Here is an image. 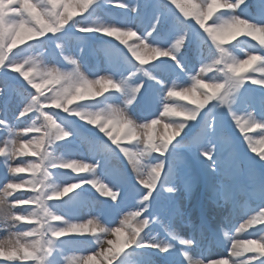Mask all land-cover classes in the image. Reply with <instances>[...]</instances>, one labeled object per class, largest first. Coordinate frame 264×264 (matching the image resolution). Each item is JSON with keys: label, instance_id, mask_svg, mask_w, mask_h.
I'll use <instances>...</instances> for the list:
<instances>
[{"label": "snow or ice", "instance_id": "obj_1", "mask_svg": "<svg viewBox=\"0 0 264 264\" xmlns=\"http://www.w3.org/2000/svg\"><path fill=\"white\" fill-rule=\"evenodd\" d=\"M97 2V0H90L85 6H78L76 4L69 3L68 0H15L13 6L19 11L11 14L15 15L17 19L15 21L5 17L0 20V70L6 72L19 73L23 79L27 82L29 87L33 89V92H29L27 89L16 88L12 89L5 101V105L10 104L14 95L19 96V111L16 115V122L9 121L4 116V109L0 108V157H3V164L9 174L13 173H30L31 178L24 180L21 177L11 175L6 181L0 184V229L5 230V235L0 238V262L3 264H14L19 261L32 262V264H55V261L49 260V257H53L57 250V244L62 237L78 234H89L97 237V243L101 245L104 234H110L113 240L123 241L127 239L129 235V229L133 228L142 234L145 224H137L136 220L139 215H143V210L139 205L135 208L126 211L122 218L115 226H106L98 216H90L84 220L69 221L63 215L58 214L50 206L49 202L64 198L73 190L81 187L84 183L92 185L103 197L110 198L113 201L119 199L120 190L114 188L106 181L99 177H94L87 180H81L79 182L69 183L62 187L53 186L51 192L48 191L50 185L48 181L53 175L51 169L62 168L71 169L73 172L87 173L92 172L98 165H94L83 159L75 158H53L49 151V146L54 141L63 140L70 136L68 130H66L55 119L53 113L48 109L54 108L50 102L49 88L52 87V81L55 79L59 81L55 85V89H59L61 84L65 81L71 86L83 80L80 73V61L73 55H65L64 59L70 62L73 66L71 70H63L60 67L51 69L49 71L40 73L38 71L35 58H30V61L26 60L23 64L17 63L12 58L14 49L18 48V45H22L19 42L21 34V26L24 30H31L37 35V39L45 37L47 34L58 33L70 22H74L81 32H99L109 37L115 38L117 41L124 44L131 56L141 66H147L152 62L157 61L161 57H169L176 60L177 64L183 68L184 65L180 56L178 55L185 46L188 31L185 30L178 36L170 47H161L159 45L152 44L147 37H141L135 28L121 27L116 24H98L95 26L81 24L76 20L77 17H82L89 9ZM117 7L127 8L124 0H110ZM169 3L178 11L184 21H180L183 25L185 21H192L198 25L199 28L205 34L207 40L211 42V46H214L215 52L218 53L215 59L211 62L201 63L198 70L191 75V84L194 85L190 89L193 94H188L189 90L186 89L183 93H176L175 90L179 85L175 82L170 86H166L163 89V98L167 99V92L169 89L174 90V94H183L186 100H193L196 93V87L201 82L204 74L209 69L212 71L222 70L225 74V79L217 80L212 78V83H205L203 86L215 93L220 90L219 100L224 105H229V97L233 91L244 87L249 81L251 83L264 87V59L259 61H252V63L245 65L244 68L239 71L244 72L246 79H237L233 75V70L236 69V64L229 59L228 45L223 43V37L221 36L222 25L216 23L217 14L221 10H233V14L229 16L227 23L231 27L239 32L244 31L248 27H253L256 31L264 29V24L256 23L244 14L235 13L236 9H240L242 5H246V0H218L213 4L212 0H200L199 3L196 0H169ZM71 7L78 8L83 15L75 16ZM132 10L136 11L137 6H132ZM194 18V19H193ZM208 21H211L209 23ZM159 24V17L157 18L155 25ZM148 33L151 36L152 32L156 30V27ZM190 27V25H189ZM118 37V39H117ZM252 41H255L258 45L264 48V43L258 40L252 39L250 36H245ZM135 38V39H133ZM30 42L27 41V43ZM143 44V47H141ZM251 52L256 56L264 57V54L256 48L255 44H250ZM136 50L135 55L133 54ZM211 50V49H210ZM147 61L148 63H142ZM143 69H147L144 67ZM140 69H137L139 71ZM259 73L260 75H256ZM144 74L153 79L159 80V77L154 75L151 71H144ZM134 76L135 73H132ZM79 76L80 80H77ZM161 84H165L164 81H159ZM119 90L123 91L127 89L131 94L136 95L143 88L142 84H136L129 86L128 81H117ZM103 87H110L116 90L109 78H105ZM55 89H53L55 91ZM5 88L0 85V94H3ZM72 99L78 100V96H73ZM35 118H32L33 114ZM234 116V122H241V126L246 121L241 116ZM30 119V123H25L20 126V122ZM42 121V122H41ZM8 137L5 139L4 137ZM121 151L126 155L131 163H134L137 170H140V159L137 154L132 151L125 152L123 148ZM30 154L32 159L27 162L16 160L13 163L14 157H25ZM166 174H162L159 181L152 182L153 192L149 194L148 189L144 185L148 184V180L139 182L147 191L145 195L149 200L152 199L153 194L156 191L161 190V183L164 182ZM19 180L20 182H15ZM31 188L32 195L24 196V193L20 192L18 195H12L11 193L16 189ZM226 198H228L226 196ZM264 201V196L257 197ZM143 202V201H142ZM22 206V207H21ZM241 205L239 202L234 204L235 210L239 209ZM244 223L232 224L231 228L222 227L224 237L230 242L228 247V255H219L218 259L210 258L205 260L203 258H197V254L190 251V247L193 246L192 241L186 240L178 231L172 227V221L163 223V230L173 240L179 241L181 245L190 246L188 250L184 251V256L187 259L188 264H235L236 254L234 248L239 245L236 234L240 233L244 229H255V231H248L246 239L252 241L251 244L243 245V258L245 264H253L254 261L261 260L264 257V238L256 237V232H264V204L257 205L255 209L252 206L244 205ZM135 221V223H133ZM17 226V231H11L12 226ZM24 228V230H19ZM127 232V235L125 233ZM230 233H233L230 235ZM136 246L138 248H152L157 249L160 252H168L169 249L174 247L170 243H165L161 246L160 243H153L151 241L145 242L138 237H132L130 241V247ZM251 249V251L249 250ZM117 250L115 245H110L108 248L99 247L97 250L88 254H69L63 257L64 264H114L112 259L113 253ZM127 248H125V251ZM122 253H120L121 255ZM264 264V260L261 261Z\"/></svg>", "mask_w": 264, "mask_h": 264}, {"label": "rangeland", "instance_id": "obj_2", "mask_svg": "<svg viewBox=\"0 0 264 264\" xmlns=\"http://www.w3.org/2000/svg\"><path fill=\"white\" fill-rule=\"evenodd\" d=\"M5 2L14 4L15 0H0V3ZM25 2L27 3L28 0H25ZM124 2L129 5V7H117L111 3L110 0H97L85 14L75 7H71L70 11L74 12V17L84 14L82 17L76 18L81 24L91 26L98 24H116L121 27L135 28L141 37H147L152 44L161 47H170L174 40L183 33L178 23H173L172 28L166 30L164 35L160 34L158 31L159 24L155 25L158 17L160 21L165 16L164 13L160 12L163 4L173 9L169 0H148L144 5L141 0H124ZM196 2L199 3L200 0H196ZM247 2L248 0H246V5H242L240 9H236L235 13H242L250 20L259 24H264V0H256L258 8L256 13L250 12ZM132 6H137V10L133 11ZM146 6L148 9H145ZM18 11L19 10L16 8H10L7 13L0 11V20ZM231 14H233V10L226 9L221 10L217 16L227 18ZM175 16L178 17V15ZM154 25L156 30L152 32L151 36H148V33L153 29ZM73 26H76V24L70 22L69 25L65 26L60 32L53 35L50 34L51 39L47 40L43 37L44 39L40 38L36 40V42L30 41L25 45H19L20 48L18 50L16 49V53L11 54L12 58L26 57L42 52L46 63H54L66 71L71 70L73 66L70 67L61 54L57 53L56 42L67 48L71 55H75L83 60L86 68L92 74H95L96 71H110L118 78L121 76L126 77L129 86H134L136 83L144 81L143 88L138 94V103L133 107L134 113L140 118H147L158 114L162 108L163 89L166 86H170L173 82L178 85H187L191 83V75L198 70L201 63L205 62L201 59L199 49L201 43L207 40L202 30H193L190 34L197 43L198 48L195 54L191 57L183 56L181 53L178 54L184 65V67L181 68L176 60L169 57H161L147 66H141L131 56L128 48L115 38L95 31L87 32L79 36L72 30ZM41 41H43V47L40 46ZM241 41L244 43L241 44L240 49L232 50L234 54L240 57L246 56L250 44H255L261 54H264V48L255 41L247 37H245V40ZM144 67H147L154 75L159 77V80H153L147 77L143 71ZM137 69L140 70L137 71ZM132 73H135V75L133 76ZM220 74V79H225L223 73ZM258 74L259 73H256V75ZM207 75L208 77L216 76L215 73H209ZM16 76L18 77V80L16 79L17 81L13 79ZM159 81H164L166 83L161 84ZM25 83L26 81L19 73L6 72L5 70L0 71V85H3L5 88L4 93L0 94V108L4 109V116L11 122H16V115L21 106L18 103L19 96L13 94L14 99L7 106L5 105V101L8 96L12 94V89L14 87L23 89ZM259 88L261 87L251 83V81L247 82L240 90L242 92V102L238 107L243 109L244 104H251L256 107L258 111L264 110V96L257 93ZM121 95L122 94L119 92H110L106 94V96L115 97ZM48 111L56 114L58 123L72 133L69 137L54 141L49 146L52 157L56 159H83L94 165H98L94 171L80 174L72 170L70 173L60 174L56 169H51L53 175L48 181L50 185L48 191L53 190V186L62 187L69 183L79 182L94 177H99L114 188L120 190L119 199L113 201L110 198L103 197L92 185L84 183L85 190L83 193L74 192L70 198L50 201L49 204L54 211L63 215L69 221L84 220L90 216H98L106 226L111 227L119 222L126 211L135 208L137 205L142 206L144 202H142L139 197L147 190L137 182L134 168L123 152L117 147V149H119L117 152L111 151L108 153L107 151H109V149L104 144L97 143V145H94L87 133L79 126V122L83 121L78 117L68 113V115L66 114L68 118L62 119L60 118V114H63V111L57 109H48ZM59 112L61 113L59 114ZM220 115L224 128L229 131H234L230 128V122H233V120L227 112V105L221 106ZM23 124L25 123L21 121L20 126H23ZM198 127V122H192L191 128L186 129V132L191 135ZM4 138L7 139L8 137L5 136ZM62 142H74L75 148H70L59 157L55 152L58 146L57 144H61ZM245 153L248 154L246 151ZM184 154L187 155L191 161L192 171L203 175V158L197 159L190 155L186 149L184 150ZM148 159L150 160L151 157ZM3 160L4 158L0 157V184L10 178L11 175L21 177L24 180L31 178L30 173L9 174L3 164ZM16 160L27 162L23 157H14V164ZM15 182L20 181L17 180ZM24 190L25 188L16 189L11 194L18 195ZM0 191H2V189H0ZM205 193L206 192L203 190L197 191L195 197L190 202H184L180 199V206L183 210L182 216H174V202L163 197L156 199V193L153 194L154 198L151 202L152 207L150 211L159 212L165 221L171 220L172 227L178 230L183 237L194 235L197 239L196 245L191 247L181 245L179 241L173 240L168 236L160 225L154 223L150 225L152 234L157 235L158 238H165L171 241L174 248L169 249L168 252L162 253L152 248L130 247L121 254L119 259L114 261V264H188L182 250L189 249V247L191 252L197 254V258H203L205 260L210 258L218 259L219 257L216 256L219 255H228L230 242L224 237L222 227L231 228L232 224L238 225L239 223H244V205L252 206V208L255 209L257 205L264 204V202L258 198L241 201L239 202L241 207L235 210L234 214V205H232L231 208L228 206H213L208 202L207 197L203 199ZM23 195L31 196L27 194ZM182 195L183 194H181V196ZM200 200H204L202 204H199ZM144 214L147 215L148 213L146 212ZM133 223H135V221ZM19 230H24V228H20ZM147 230L148 229L145 231ZM4 231L5 230L0 229V238H3L5 235V233H3ZM248 231H255V229L251 230L246 228L236 235H239L242 239L248 238L246 233ZM231 234L233 233H230V235ZM260 234L261 232H256V237L253 238L258 239ZM125 235H127V232ZM98 248L99 244L97 243V237L90 235V233L84 235L72 234L60 239L54 256L49 257V260H54L55 264H64L63 257L65 255L72 253L77 255L88 254ZM161 256H163V258ZM262 260H264V257H261V260L254 261L253 264H261ZM0 264H3V262H0ZM14 264H22V262L16 261ZM24 264H32V262H24Z\"/></svg>", "mask_w": 264, "mask_h": 264}, {"label": "clouds", "instance_id": "obj_3", "mask_svg": "<svg viewBox=\"0 0 264 264\" xmlns=\"http://www.w3.org/2000/svg\"><path fill=\"white\" fill-rule=\"evenodd\" d=\"M68 2L85 6L90 0H68ZM217 2L218 0H212L213 4ZM10 8L15 7L6 2L0 3V11L7 13ZM9 19L15 21L17 17L12 15L9 16ZM228 20L229 16L227 18L216 17V23L223 26L221 28L223 43L231 45L245 36L264 43V29L256 31L255 28L248 27L244 31L237 32L227 23ZM21 29L19 42L22 45L27 44L29 40H38L39 33L34 34L31 30H24L23 26ZM243 43L240 41V44ZM240 44H237V47ZM40 46L43 47V41ZM57 47L63 54V45L58 44ZM248 47V54L244 57L234 54L229 49V59L236 64L233 75L237 79H246L244 72L239 69L254 60L264 59V57L253 54L250 45ZM135 52L134 49V55ZM75 57L80 61V73L83 80L71 86L65 81L59 89H55V85L59 81L54 79L51 82L52 87L49 88L51 94L49 99L52 106L97 128L111 141L112 145L120 150L123 148L125 152L130 150L136 153L141 161L140 170H137L134 163L131 165L138 183L143 180L149 181L144 185L149 194L153 192L152 182L159 181L161 175L166 174L164 182L160 186L161 190L155 192V198L163 197L174 202V216L183 215L180 199L190 202L199 190L206 192L208 202L217 207L228 206L231 208L236 202L264 196V110L258 111L251 104H244L243 109L238 107L242 102L240 90L243 87L233 91L229 97V105H227V112L233 121V114L243 117V120L246 121L242 126L241 122H234V131H229L223 126L220 113L221 106L224 104L219 100L220 90L213 93L203 86L205 83H212L213 77L220 80L218 75L208 77L207 74L214 72L212 69H209L202 77L200 84L195 86L198 94L195 99L186 100L183 94H174V90L169 89L167 99L163 98L162 108L158 114L140 118L133 111V107L138 103L140 91L133 95L127 89L119 90L117 81L127 80L126 77L118 78L110 71H96L95 74H92L86 68L85 62L77 56ZM30 58H35V61L38 62L37 67L40 73L58 67L54 63H46L42 52L13 59L20 64L29 60L31 65ZM142 63L148 62L142 61ZM143 71L150 70L143 69ZM215 72L223 73L222 70ZM223 75L225 74L223 73ZM105 78L110 79L116 90L102 86ZM77 80H80L79 76ZM139 84L144 85V81H140ZM192 87L194 85L191 83L179 85L175 92L183 93L188 89V94H193L190 91ZM110 92H119L122 95L119 97L106 96ZM73 96H78L79 99H72ZM214 101L217 103H213ZM53 115L57 120V115ZM192 122H198L199 127L189 135L186 129L191 128ZM68 132L72 135L70 131ZM245 146L248 154L244 151ZM185 149L197 159L203 158V175L192 171L191 161L184 154ZM149 157H151L150 160ZM181 194L183 195L181 196ZM153 198L149 200L145 193L139 197L144 202L140 206L143 215L138 216L136 223L145 224L147 222L142 234L140 231L130 228L127 239L122 242L113 240L110 234L103 237L104 242L99 247L108 248L110 245H115L117 248L113 253V260L116 261L121 256L120 253L125 252V248H130V241L134 236L145 242L160 243L161 246L165 243L173 245L171 241L152 234L150 225L155 223L162 227L163 223H168L159 212L150 211ZM146 212L147 215L144 214ZM146 229L148 230L145 231ZM17 230V226L13 225L11 231ZM184 238L192 241L193 246L197 243L194 235ZM259 238H264V232H261ZM236 239L240 246L234 248L235 264H245L242 246L251 244L252 241L246 238L242 239L239 235ZM186 250L188 249H184L182 252L184 253ZM249 250L251 251V249Z\"/></svg>", "mask_w": 264, "mask_h": 264}, {"label": "trees", "instance_id": "obj_4", "mask_svg": "<svg viewBox=\"0 0 264 264\" xmlns=\"http://www.w3.org/2000/svg\"><path fill=\"white\" fill-rule=\"evenodd\" d=\"M193 19H194V18H193ZM235 43H237V42H235ZM235 43H233V44H231V45H234ZM191 44H192V43H191ZM191 44L189 45L188 41H186L185 46L183 47V49H181V51H182V52L192 51V49H194V46L191 45ZM203 49H204V56H205V58H206V60H207L208 62H211V60H212V59H215V58L217 57V55H218V53H216V55H213V52H215V49L212 48V46H210V48H209L207 43H205V44L203 45ZM210 49H211V50H210ZM263 88H264V87H263ZM91 126H92V125H88V126H87L88 129H92ZM102 136H104V135H102ZM25 159H26V160H29V159H32V158H31V156H30V154H29L28 156H25ZM29 191H30V190H28L27 192H29Z\"/></svg>", "mask_w": 264, "mask_h": 264}]
</instances>
